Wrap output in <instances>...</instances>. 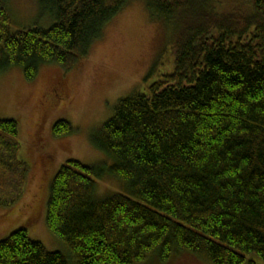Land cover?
<instances>
[{
    "label": "trees",
    "instance_id": "1",
    "mask_svg": "<svg viewBox=\"0 0 264 264\" xmlns=\"http://www.w3.org/2000/svg\"><path fill=\"white\" fill-rule=\"evenodd\" d=\"M131 0H40L50 24L12 29L0 0V73L42 66L70 71ZM174 26L175 67L121 98L92 136L130 196L100 199L89 168L61 166L47 200L49 230L69 248L50 251L22 227L0 241V264H137L191 252L210 264L264 261V0H146ZM56 137L73 133L56 122ZM19 125L0 118V206L23 194ZM35 216L28 221L34 226ZM255 264V262H250Z\"/></svg>",
    "mask_w": 264,
    "mask_h": 264
},
{
    "label": "rangeland",
    "instance_id": "2",
    "mask_svg": "<svg viewBox=\"0 0 264 264\" xmlns=\"http://www.w3.org/2000/svg\"><path fill=\"white\" fill-rule=\"evenodd\" d=\"M215 1L237 8L244 0ZM10 6L13 30L50 24L47 16L40 15V0H10ZM173 28L150 14L146 0H131L69 72L57 64L46 65L33 81L20 67L0 73V118L18 122L17 157L27 167L23 194L11 207L0 206V241L26 227L30 237L48 250L68 253L67 243L48 228L47 200L53 178L71 160L103 169L101 174H90L98 198L131 195L126 183L110 171L112 159L92 143V136L112 118L121 98L146 90L174 69ZM60 120L71 124L72 134L54 135ZM34 216V226L28 225ZM251 261L264 264L255 256L244 264ZM137 264L210 263L184 251L166 261L152 254Z\"/></svg>",
    "mask_w": 264,
    "mask_h": 264
}]
</instances>
